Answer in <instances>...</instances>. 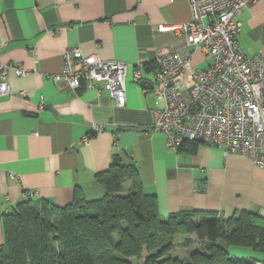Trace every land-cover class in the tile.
Wrapping results in <instances>:
<instances>
[{"label": "crops", "instance_id": "crops-1", "mask_svg": "<svg viewBox=\"0 0 264 264\" xmlns=\"http://www.w3.org/2000/svg\"><path fill=\"white\" fill-rule=\"evenodd\" d=\"M189 16L186 0H0V62L27 70L9 71L10 92L0 96V246L2 216L26 199V190L58 206L69 204L76 192L99 198L104 186L96 174L114 154L135 164L161 217L191 208L222 217L251 210L264 218V169L212 144L184 142L170 149L152 128L153 113L163 106L152 90L155 49L183 44L182 36L156 28ZM238 18L237 40L245 54L263 55L264 0L247 3ZM69 48L129 64L124 106L115 105L103 82L71 90L53 80ZM138 62L145 86L133 81ZM208 64L209 57L194 49L187 67ZM228 251L264 261L249 248Z\"/></svg>", "mask_w": 264, "mask_h": 264}, {"label": "built area", "instance_id": "built-area-1", "mask_svg": "<svg viewBox=\"0 0 264 264\" xmlns=\"http://www.w3.org/2000/svg\"><path fill=\"white\" fill-rule=\"evenodd\" d=\"M186 1L190 12L187 20L156 28L182 36L183 44L155 49L152 90L163 100V106L154 111L152 128L163 133L170 149L188 141L212 144L225 154L239 152L264 169V54L246 55L237 40L242 8L256 0ZM194 49L209 57L206 67H187ZM128 66L69 48L62 53L61 69L53 80L63 81L71 90L103 82L115 105L122 107ZM133 67V81L137 83L143 78L141 63ZM9 71L17 75L27 72L20 64L0 62V96L10 92ZM184 80L189 83L186 87H182ZM33 195V190L24 192L26 198Z\"/></svg>", "mask_w": 264, "mask_h": 264}, {"label": "trees", "instance_id": "trees-1", "mask_svg": "<svg viewBox=\"0 0 264 264\" xmlns=\"http://www.w3.org/2000/svg\"><path fill=\"white\" fill-rule=\"evenodd\" d=\"M156 65V64H155ZM186 143V142H185ZM196 146L197 141H188ZM99 198L76 192L65 206L26 198L2 216L0 264H254L231 255V246L264 255V218L251 210L228 217L197 209L158 214L154 194L145 193L137 168L114 154L96 174ZM199 242L190 244L188 235ZM183 237V243L177 238ZM178 242L186 256L173 255Z\"/></svg>", "mask_w": 264, "mask_h": 264}, {"label": "rangeland", "instance_id": "rangeland-1", "mask_svg": "<svg viewBox=\"0 0 264 264\" xmlns=\"http://www.w3.org/2000/svg\"><path fill=\"white\" fill-rule=\"evenodd\" d=\"M188 81L184 80V82H182V87H186L188 85ZM191 239L190 244L195 245V242H199L197 237L194 234L188 235ZM177 238L180 242L183 243V237H181L180 235H177ZM180 242H178L177 246L174 248L173 251V255L177 256L178 258H184L186 256V249L187 247H183L182 245H180ZM196 246V245H195Z\"/></svg>", "mask_w": 264, "mask_h": 264}, {"label": "water", "instance_id": "water-1", "mask_svg": "<svg viewBox=\"0 0 264 264\" xmlns=\"http://www.w3.org/2000/svg\"><path fill=\"white\" fill-rule=\"evenodd\" d=\"M139 84L142 86L146 85V81H144L143 79L139 81ZM150 87H152V84L149 85Z\"/></svg>", "mask_w": 264, "mask_h": 264}]
</instances>
